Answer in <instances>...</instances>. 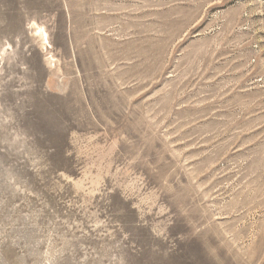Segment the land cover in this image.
Segmentation results:
<instances>
[{"label": "rangeland", "instance_id": "1", "mask_svg": "<svg viewBox=\"0 0 264 264\" xmlns=\"http://www.w3.org/2000/svg\"><path fill=\"white\" fill-rule=\"evenodd\" d=\"M0 264H264V0H0Z\"/></svg>", "mask_w": 264, "mask_h": 264}, {"label": "bare ground", "instance_id": "2", "mask_svg": "<svg viewBox=\"0 0 264 264\" xmlns=\"http://www.w3.org/2000/svg\"><path fill=\"white\" fill-rule=\"evenodd\" d=\"M39 33H40L41 36L43 37V40H44V41L46 40V42H48V40H47L48 36H47L46 31H45L44 29L40 28V29H39Z\"/></svg>", "mask_w": 264, "mask_h": 264}]
</instances>
